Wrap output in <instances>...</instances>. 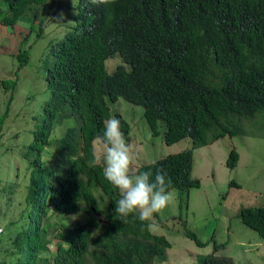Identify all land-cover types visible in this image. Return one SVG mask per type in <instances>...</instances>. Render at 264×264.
<instances>
[{"label":"trees","instance_id":"obj_1","mask_svg":"<svg viewBox=\"0 0 264 264\" xmlns=\"http://www.w3.org/2000/svg\"><path fill=\"white\" fill-rule=\"evenodd\" d=\"M2 1L0 24L17 29L28 17L43 37L50 0ZM72 1L70 30L54 37L40 57L48 97L43 122L33 118L34 138L22 152L29 172L22 211L26 221L5 252L13 264L164 262L172 244L151 231V218H116L113 200L119 193L104 178L102 165L92 163L94 141L100 139L102 121L120 115L112 106L120 98L144 106L153 135L164 132L168 144L191 137L200 147L245 134L239 118L253 120L264 113V0ZM31 53L30 46L16 54L18 71ZM115 56L128 66L110 73L107 61ZM18 73L1 81L10 101ZM11 103L0 113V140ZM253 134L264 137V128ZM240 155L232 148L227 165L235 168ZM193 167L194 150L186 149L143 164L137 173L154 177L158 169L166 171L169 190L185 192L201 186ZM230 186L241 185L232 180ZM77 212L84 222L71 220ZM240 215L264 238V205L244 207ZM186 235L199 246L209 243L191 230ZM221 247L226 243H215L216 252ZM215 251L195 264L234 263Z\"/></svg>","mask_w":264,"mask_h":264},{"label":"rangeland","instance_id":"obj_2","mask_svg":"<svg viewBox=\"0 0 264 264\" xmlns=\"http://www.w3.org/2000/svg\"><path fill=\"white\" fill-rule=\"evenodd\" d=\"M0 3L3 5L2 0ZM49 4L46 30L41 38L37 34L39 25L31 28L28 17L21 19L17 29L0 24V113H4L8 103L12 102L0 140V264L4 259L7 264H13L5 248L10 245L16 229L26 221L22 211L29 172L22 152L34 138L33 118L38 116L43 122V103L48 97L40 57L54 37H60L70 30L69 14L72 12L73 1L50 0ZM2 15L4 13L0 12V17ZM45 15L41 12L42 17ZM30 46V61L18 71L19 60L16 54L20 49ZM122 62L121 56L109 59V72L116 71ZM17 72L19 83L15 97L10 101V93L1 81L16 78ZM112 106L128 122L129 131L122 133L132 149L133 172L137 173L143 164L186 149L194 150L192 175L194 179H200L201 186L185 192L171 190L170 204L151 217V231L156 235H165L172 244L168 249V259L156 264H195L200 256L215 251L216 242L226 243V247L215 251L216 254L232 258L233 264H264V238L244 225L240 215L244 207L264 205V137L262 134H253L264 128V113H258L253 120L239 118L245 134L226 136L212 144L194 147L191 137L168 144L164 132L154 136L143 106L123 98ZM94 146L99 155L103 147L100 139L95 141ZM234 147H237L241 155L238 165L231 168L227 162ZM49 157H53L52 153ZM232 180L241 186H230ZM82 216L80 212L74 213L71 220L82 223ZM12 221L16 223L12 224ZM58 222L62 224L63 220ZM64 222L69 224L70 218H65ZM188 230L195 232L200 240L209 242L208 245H197L194 239L186 235ZM7 236H10L7 240L3 239Z\"/></svg>","mask_w":264,"mask_h":264},{"label":"clouds","instance_id":"obj_3","mask_svg":"<svg viewBox=\"0 0 264 264\" xmlns=\"http://www.w3.org/2000/svg\"><path fill=\"white\" fill-rule=\"evenodd\" d=\"M110 2L111 0H91L94 5H106ZM119 117L125 121L123 127ZM127 123L121 114L118 117L115 114L102 121L100 132L102 152L98 155L93 149L92 163L102 165L104 178L118 190L119 196L113 200L116 218L127 222L130 216H135L144 221L170 204L172 199V193L169 190L170 180L167 178V172L159 169L154 177L150 172L136 173L131 170L132 149L122 133V131L127 132Z\"/></svg>","mask_w":264,"mask_h":264},{"label":"bare ground","instance_id":"obj_4","mask_svg":"<svg viewBox=\"0 0 264 264\" xmlns=\"http://www.w3.org/2000/svg\"><path fill=\"white\" fill-rule=\"evenodd\" d=\"M232 183V182H231ZM236 185V184H235Z\"/></svg>","mask_w":264,"mask_h":264}]
</instances>
